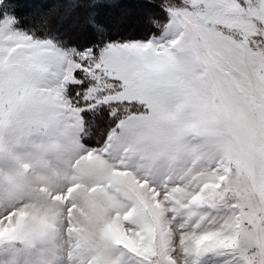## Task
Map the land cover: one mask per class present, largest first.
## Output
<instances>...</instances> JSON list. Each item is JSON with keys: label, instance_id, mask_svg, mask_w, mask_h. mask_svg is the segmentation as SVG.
I'll return each mask as SVG.
<instances>
[{"label": "snow or ice", "instance_id": "snow-or-ice-1", "mask_svg": "<svg viewBox=\"0 0 264 264\" xmlns=\"http://www.w3.org/2000/svg\"><path fill=\"white\" fill-rule=\"evenodd\" d=\"M0 0V254L264 264V0ZM18 245L22 247H18Z\"/></svg>", "mask_w": 264, "mask_h": 264}, {"label": "clouds", "instance_id": "clouds-1", "mask_svg": "<svg viewBox=\"0 0 264 264\" xmlns=\"http://www.w3.org/2000/svg\"><path fill=\"white\" fill-rule=\"evenodd\" d=\"M70 247L67 232L60 227L58 233L36 240L30 249L21 253L19 264H25L26 260L28 264H69ZM9 259L7 254H0V264H7Z\"/></svg>", "mask_w": 264, "mask_h": 264}, {"label": "trees", "instance_id": "trees-1", "mask_svg": "<svg viewBox=\"0 0 264 264\" xmlns=\"http://www.w3.org/2000/svg\"><path fill=\"white\" fill-rule=\"evenodd\" d=\"M65 2L66 0H22V3L32 6L22 9V12L28 16L33 13L50 12ZM102 2L113 5V7L105 9L113 16H120L122 12L126 11L129 23H135L142 11L136 7L140 0H102Z\"/></svg>", "mask_w": 264, "mask_h": 264}, {"label": "rangeland", "instance_id": "rangeland-1", "mask_svg": "<svg viewBox=\"0 0 264 264\" xmlns=\"http://www.w3.org/2000/svg\"><path fill=\"white\" fill-rule=\"evenodd\" d=\"M25 264H28V261L27 260L25 261Z\"/></svg>", "mask_w": 264, "mask_h": 264}]
</instances>
